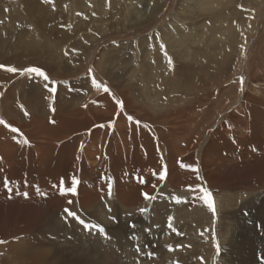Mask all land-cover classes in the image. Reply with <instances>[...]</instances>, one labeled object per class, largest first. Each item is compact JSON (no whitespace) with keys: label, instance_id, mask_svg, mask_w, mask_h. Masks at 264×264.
Masks as SVG:
<instances>
[{"label":"bare ground","instance_id":"1","mask_svg":"<svg viewBox=\"0 0 264 264\" xmlns=\"http://www.w3.org/2000/svg\"><path fill=\"white\" fill-rule=\"evenodd\" d=\"M252 1L199 0L205 5L200 11L191 6L194 0H179L183 12L178 17L186 25L173 20L177 26L155 29L156 20L171 11L172 0H147L146 10H128L130 5L110 9L113 0H102L95 15L66 12L60 0L56 5L61 10L51 14L41 11L46 5L31 4L38 10L27 8L25 14L37 18L34 25L14 28L8 37L7 30L0 29V64L40 66L64 82L50 94L39 79L0 70V118L19 128L31 144L22 145L0 125V240L6 241L0 244V264H260L264 32L252 56L246 45L256 13L215 8ZM141 33L146 35L139 37ZM132 37L137 38L129 41ZM232 49L242 52L239 62L232 60L236 66L247 51L246 71L238 78L217 85L195 75L207 61L216 65L227 60ZM90 67L98 81H106L125 101L129 114L151 125L150 130L129 128L123 118L112 129L94 127L110 121L115 106L90 85ZM160 152L171 176L159 191L187 198L186 203L160 197L145 201L140 195L153 194L151 183H160L153 175L161 163ZM179 159L199 172L181 168ZM73 174L81 180L79 197L61 195ZM140 178L149 183H140ZM108 182L113 185L111 196ZM188 185H202L213 193L215 215L193 201V193L185 190ZM68 199L74 201L72 206ZM65 207L88 223L103 225L110 238L86 231L71 218L65 222ZM140 208L149 211L141 213ZM112 215L117 222L109 219ZM133 223L135 229L129 227Z\"/></svg>","mask_w":264,"mask_h":264},{"label":"snow or ice","instance_id":"2","mask_svg":"<svg viewBox=\"0 0 264 264\" xmlns=\"http://www.w3.org/2000/svg\"><path fill=\"white\" fill-rule=\"evenodd\" d=\"M45 3H51L52 0H44ZM193 7L194 10L199 9L200 11H203L205 9V5L201 2H199V0H194L193 4L191 5ZM78 15H82V13H78ZM92 15H95V13H93ZM89 32H91V29H88ZM93 35H97V33H93ZM157 37L159 36V33L155 34ZM81 39L83 40V42L85 44H88L89 41L88 40H84L83 36H81ZM113 43H115V41H113ZM154 47V46H153ZM159 47L163 52L164 57L167 59L168 64L172 65L173 61H172V57L169 56V53L167 51V46L163 43V41H160L159 43ZM73 53H76L75 49H72ZM67 55V51L65 53ZM78 54V53H77ZM153 63H155V61H153ZM0 70H3L7 73H11V74H19L21 76H26L30 79L33 80H41L43 81V88L50 94H56L58 92L59 87L64 83L63 81H59L56 79H53L50 77V75L48 74V72L46 70H44L42 67L40 66H35V65H31V66H27V67H22V68H18L16 66H12V65H7V64H0ZM87 75L89 78V82L90 85L92 87L95 88V90L97 91H102L103 93L107 94L109 96V98L111 99L112 103L115 106V114L114 116L111 118L110 121H108L107 123H100L97 125H94V127L96 128H109L112 129L114 128L116 122L118 119H125L128 122L129 128H132L133 126L135 127V129L139 130L141 128L145 129V130H150L151 129V125H149L148 123L142 122L140 119H137L134 117V115L129 114V112L127 111L126 108V103L125 101L120 98L116 93L113 92L112 88L109 87L108 83L106 81L101 82L98 81L95 73H94V69L93 68H88L87 69ZM239 84H240V91L243 92L244 91V77L241 76L239 78ZM3 93L0 92V96H2ZM47 99V97H46ZM85 107H87V105H85ZM20 108L23 110V105H20ZM53 112L55 111V108L51 109ZM25 115H27V112H25ZM51 123H55V121H50ZM0 125H3L4 127H6L11 133L16 134V136L13 137V139H16L17 136L19 137L18 142L21 143L22 145L25 146H31L30 141L24 137L23 133L21 132V130L17 127L12 126L11 124L7 123V121H5L3 118H0ZM81 150H83V144H81ZM157 151L159 152V145H157ZM3 157H0V160H2ZM76 159H80V157H76ZM97 159H99V157H97ZM159 160L161 161L159 167L156 169V171L153 173L155 179L157 181H159L160 183H151V188L155 190V192L153 194H150L148 191H141L140 195L143 197V199L145 201H156L158 197H160L161 199H169L170 201H174L176 204H180L182 202L186 203L187 202V198H185L183 201L181 200V198L179 196H172L169 197L166 195V193L164 192H160L159 189L160 187L163 186V182H166L170 179L171 173H170V169L167 165L166 162H164V155L162 152L159 153ZM177 163L180 165L181 168L184 169H188L190 171L199 172V168L198 167H193L190 164L185 163L182 159H179L177 161ZM198 179H200V177H198ZM140 183L147 185L149 183L148 180L140 178ZM81 184V180L78 178V176L76 174H73L70 178V184H66L63 188L60 189V194L61 195H71L73 197H79V186ZM112 188L113 185L111 182L107 183V193L109 196L112 195ZM186 191H190L191 193H193V201H197V202H202L204 205L207 206L208 209L211 210V212L213 213V215L216 214V207H215V202H214V196L213 193L206 187H203L202 185L200 186H192V185H188V187L185 189ZM9 195V199H11V194L14 192L13 187H8L7 189ZM22 195L27 198L28 197V193L24 192L22 193ZM41 195H45L44 193H41ZM67 205L72 206L74 201L72 199H68L66 201ZM108 211L111 212L112 209L111 207H108ZM139 211L141 213H145L148 212L149 209L148 208H140ZM63 218L65 220V222L68 221L69 218H71L72 220L78 222L81 226H83V228L86 231H93L95 230L96 232H99L101 234L104 235L105 239H109L110 237H108V234L104 228L103 225H93L91 223H88L85 221V219H82L81 216H79L77 214V211H73L71 209V207H65L63 209ZM129 215H132L131 213H129ZM109 219L111 221H113L114 223L117 222V217L115 215L109 216ZM171 217H169V221H171ZM130 228L135 229L137 227V225L135 223L129 225ZM157 227H159L157 225ZM168 227L171 228L172 224L171 222H169ZM175 231V229H173ZM145 231H150V229H145ZM132 239L136 240L138 239L137 236H133ZM6 243V241L4 240H0V244H4ZM216 250L217 253H219L220 251V244L219 242L216 243ZM136 251L139 253L141 251V248L139 245L136 246ZM149 258H151L153 256L152 252H146L145 253ZM260 260V264H264V255H261L259 257Z\"/></svg>","mask_w":264,"mask_h":264},{"label":"rangeland","instance_id":"3","mask_svg":"<svg viewBox=\"0 0 264 264\" xmlns=\"http://www.w3.org/2000/svg\"><path fill=\"white\" fill-rule=\"evenodd\" d=\"M102 0H62L63 9L66 10V12L69 11V13L72 12H79V13H97V11L101 10L99 2ZM147 0H120V3L118 4L116 0H113V3L110 5V9H113L114 7L120 8L123 6H131L128 10H134L136 8H140L141 10L144 8L146 10V2ZM175 1V2H173ZM223 1V0H222ZM254 1H259L258 5H253L252 3ZM54 2V3H53ZM60 3V0H52L49 5L44 2V0H0V29H6V35L8 37V32L11 31L14 28L23 26V25H34L35 20L37 18L29 17L25 14L27 8L29 10L36 11L37 9H32L31 4H34L36 6H42L46 5L45 7L41 8L43 12L51 14L53 12L58 13L59 10H61V7H57V3ZM141 2V3H140ZM144 2V3H142ZM178 2L179 0H172L171 11L167 14V16L161 20H156L154 23L155 29H161L163 26L168 27H175L177 24L173 22V20H176L177 23H182L183 25H186L178 16L182 10L178 9ZM140 3V4H138ZM43 4V5H42ZM81 4V5H80ZM110 4V1H109ZM121 4V5H120ZM133 4V5H132ZM52 5V6H50ZM118 5V6H117ZM136 5V7H135ZM134 6V7H133ZM58 11L56 10V8ZM125 8V7H123ZM122 8V10H123ZM217 9H221L223 11L227 12H235L238 8L241 9L244 12H247L249 10H252L256 13V19L254 21V24L250 31V41H248L246 47L247 51H251V54L253 56V51L256 50V43H258L259 40V33L264 32V0H253L252 2H243L240 5L234 4L225 6H215ZM46 9V10H45ZM55 9V10H54ZM109 9V8H108ZM126 9V8H125ZM54 10V11H53ZM64 10V11H65ZM80 10V11H79ZM84 11V12H83ZM87 11V12H86ZM146 13V11H145ZM210 29V28H209ZM146 34L141 33L139 37H143ZM258 36V37H257ZM138 37V36H137ZM137 37H132L129 39V41H135ZM253 43V44H252ZM255 43V44H254ZM264 43V40L261 42V44ZM235 47V46H232ZM231 47V48H232ZM236 48V47H235ZM244 50V48H243ZM230 55L227 58V60H224L220 64L212 65L209 61H207L206 64H203L202 66L204 69L200 71H196L195 75L199 78L205 77L207 78L208 82H215L217 85H223L225 84L226 80L231 78H238L240 74L244 73L246 71V59H247V51L245 52V55L243 56V63L238 66H236V62H232V60H238L240 61V58L242 56V52L239 49H232L229 50ZM258 51V49H257ZM217 52H213L212 54L215 55ZM210 55V54H209ZM200 58H204V54L199 55ZM0 63H3L0 61Z\"/></svg>","mask_w":264,"mask_h":264}]
</instances>
